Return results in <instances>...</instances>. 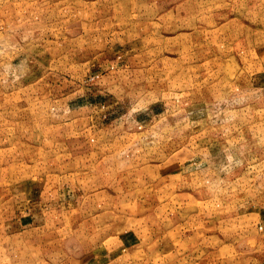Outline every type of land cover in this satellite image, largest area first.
Segmentation results:
<instances>
[{"label": "rangeland", "instance_id": "1", "mask_svg": "<svg viewBox=\"0 0 264 264\" xmlns=\"http://www.w3.org/2000/svg\"><path fill=\"white\" fill-rule=\"evenodd\" d=\"M0 264H264V0H0Z\"/></svg>", "mask_w": 264, "mask_h": 264}]
</instances>
